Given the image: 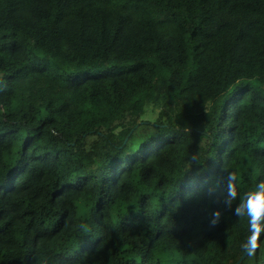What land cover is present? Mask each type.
<instances>
[{
  "label": "trees",
  "instance_id": "16d2710c",
  "mask_svg": "<svg viewBox=\"0 0 264 264\" xmlns=\"http://www.w3.org/2000/svg\"><path fill=\"white\" fill-rule=\"evenodd\" d=\"M262 183L264 0H0V264H264Z\"/></svg>",
  "mask_w": 264,
  "mask_h": 264
},
{
  "label": "rangeland",
  "instance_id": "374dc122",
  "mask_svg": "<svg viewBox=\"0 0 264 264\" xmlns=\"http://www.w3.org/2000/svg\"><path fill=\"white\" fill-rule=\"evenodd\" d=\"M181 96L174 97L172 94L152 92L143 102V113L141 115V121H150L157 124H169L173 123V117L180 111V105L182 104ZM194 96L188 97V111L190 113L197 112L199 106L193 107L192 103ZM212 100L205 98L204 105L206 111L211 110Z\"/></svg>",
  "mask_w": 264,
  "mask_h": 264
},
{
  "label": "clouds",
  "instance_id": "9594fccd",
  "mask_svg": "<svg viewBox=\"0 0 264 264\" xmlns=\"http://www.w3.org/2000/svg\"><path fill=\"white\" fill-rule=\"evenodd\" d=\"M250 199L258 204L264 205V183L257 186V190L251 194ZM245 206L250 208L249 200L247 201Z\"/></svg>",
  "mask_w": 264,
  "mask_h": 264
},
{
  "label": "water",
  "instance_id": "95a60500",
  "mask_svg": "<svg viewBox=\"0 0 264 264\" xmlns=\"http://www.w3.org/2000/svg\"><path fill=\"white\" fill-rule=\"evenodd\" d=\"M254 247V243H252L250 245V247L248 248V250L243 254V256L235 263V264H241L243 262V260L249 255V253L252 251Z\"/></svg>",
  "mask_w": 264,
  "mask_h": 264
}]
</instances>
